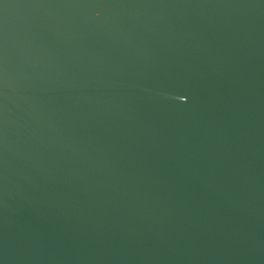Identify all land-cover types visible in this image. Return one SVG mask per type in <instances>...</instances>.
I'll return each mask as SVG.
<instances>
[{
  "label": "water",
  "instance_id": "95a60500",
  "mask_svg": "<svg viewBox=\"0 0 264 264\" xmlns=\"http://www.w3.org/2000/svg\"><path fill=\"white\" fill-rule=\"evenodd\" d=\"M0 264H264V0H0Z\"/></svg>",
  "mask_w": 264,
  "mask_h": 264
}]
</instances>
